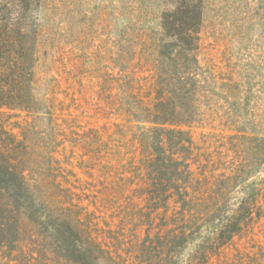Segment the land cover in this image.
<instances>
[{"label":"rangeland","instance_id":"1","mask_svg":"<svg viewBox=\"0 0 264 264\" xmlns=\"http://www.w3.org/2000/svg\"><path fill=\"white\" fill-rule=\"evenodd\" d=\"M199 2L197 55L208 77L209 98L196 103L197 121L177 126L188 119L189 109L182 103L189 101L169 94L177 109L162 117L175 123L168 126L185 132L163 128L151 133L154 138L172 135V142L161 145L174 147L177 156L196 154L200 179L193 186L179 172L168 170L170 179L165 178L162 165L177 168L175 162L161 165L151 158L150 169L145 166L134 136L153 126L145 116L148 109L153 115L159 100L151 86V69L156 59L162 67L159 73L167 68L162 51L170 42L160 34L163 15L173 2L41 0L38 9V91L48 93L46 85L53 84L67 139L75 132L90 135L88 149L66 141L58 157L78 174L74 190L100 224L118 237L117 251L132 264H185L191 259L198 264H264V0ZM120 69L137 75L132 89L140 107L130 104L134 115L108 98L109 89L117 86L108 85L106 78L117 77ZM164 77L160 85L167 87L170 82ZM23 118L24 113L5 121L20 134L14 125L23 124ZM183 139H191L192 146ZM154 147L151 157L156 153L159 158L160 145ZM153 176L163 177L168 191L170 185L188 186L194 192L189 195L197 191L199 213L184 206L177 194L165 201L153 199L148 194ZM26 200V211L36 215L35 198L29 195ZM225 217L237 219L240 229L226 245L212 247L224 230Z\"/></svg>","mask_w":264,"mask_h":264},{"label":"trees","instance_id":"2","mask_svg":"<svg viewBox=\"0 0 264 264\" xmlns=\"http://www.w3.org/2000/svg\"><path fill=\"white\" fill-rule=\"evenodd\" d=\"M167 1L173 2V8L163 15L160 36L170 42L168 48L162 51L169 61L164 72L159 73L162 67L157 65L158 59L155 60L157 63L151 69V86L155 87L154 97L159 96V100L155 101L153 115L151 109L145 115L146 121L153 126L143 127L134 136L145 166L150 169L151 158L161 162V165L166 161L175 162L177 168L162 165L161 172L165 178L170 179L168 170L179 172V176H185V183L193 186L200 179L196 174L198 167H194L196 154L190 152L187 156H177L178 152L172 151L174 147L161 145L172 142V135L157 134L155 138L151 135L163 128L170 133L185 132L179 127L172 128L175 123L162 117L164 112H175L177 109L169 94H180L189 101L182 103L189 109L188 119L176 124L182 126L199 119L196 103L209 98L210 91L205 85L208 77L204 76L197 55L201 2ZM40 6L41 0H0V264H132L117 251L118 237H113V231L100 224L95 212L83 203L82 194L74 190L80 180L78 174L74 169L64 167L58 157L59 148L66 141L74 143V147L88 149L90 135L75 132L73 139H67L58 120L57 111L62 108L55 103L59 99L53 84L48 82L46 85L48 93L38 91L41 78L36 67L39 38L36 25ZM120 71L117 77L108 75L106 78L108 85L117 86L109 89L108 98L111 95V100L116 101L120 109L134 115L136 109L130 104L140 107L132 89L137 75L133 71ZM163 75L168 77L166 82H170L167 87L160 85V80L165 78ZM114 89H117L116 92ZM22 113L23 124L14 125L19 129L20 134H17L11 127L12 123L7 124L5 120ZM153 138L157 143H152ZM183 140L192 146L191 139ZM157 144L160 148L156 150H160L161 156L158 158L155 153L151 157V151ZM107 147H111L110 142ZM71 177L75 178V183ZM150 179L153 189L148 194L153 199L165 201L177 194L184 206L193 213H199L195 205L199 200L197 191L189 195L194 192L188 186L171 185L170 189L177 192L168 191L163 177L153 176ZM29 195L35 198L38 205L36 215L26 211ZM195 216L193 214L192 217ZM225 220L224 230L217 243V240H212V247L213 244L226 245L240 229L237 219L225 217ZM196 262L191 259L185 264L199 263Z\"/></svg>","mask_w":264,"mask_h":264}]
</instances>
